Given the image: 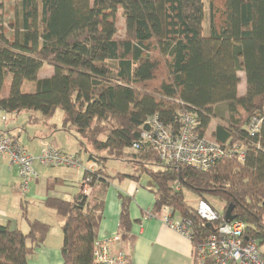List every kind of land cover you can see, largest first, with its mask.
I'll list each match as a JSON object with an SVG mask.
<instances>
[{"label":"trees","instance_id":"obj_1","mask_svg":"<svg viewBox=\"0 0 264 264\" xmlns=\"http://www.w3.org/2000/svg\"><path fill=\"white\" fill-rule=\"evenodd\" d=\"M3 1L0 110L27 112L25 125L42 123L53 131L73 132L80 145L76 154L85 153L93 165L84 170L73 197L44 200L62 220V264H100L93 253L110 181L126 176L138 180L143 174L155 194L151 215L170 208L191 220L200 238L208 236L212 227L185 201L186 187L219 213L215 224L226 220L224 212L231 205L234 219L244 223L245 236L257 242L264 258V0H222L210 17L208 35L204 0H18L8 22ZM208 2L214 9L215 0ZM119 9L122 36H117ZM44 64L52 66V74L39 77ZM240 71L245 78L241 94ZM25 81L34 82L31 92L21 90ZM57 108L63 113L60 128L49 123ZM223 108L226 124H217L211 137L221 147L241 143L243 159L224 155L197 168L166 162L147 144L132 148L150 116L177 131L179 116L193 113L195 132L202 136ZM258 113L263 120L251 135L248 125ZM10 131L0 134L19 138ZM112 160L130 165L132 174H111ZM118 195V233L130 243V198ZM207 197L218 199L222 212ZM22 211L26 217V208ZM48 230L37 219L29 221L26 233L0 224V264H28V255ZM124 260L131 264L128 255Z\"/></svg>","mask_w":264,"mask_h":264},{"label":"crops","instance_id":"obj_2","mask_svg":"<svg viewBox=\"0 0 264 264\" xmlns=\"http://www.w3.org/2000/svg\"><path fill=\"white\" fill-rule=\"evenodd\" d=\"M46 72L44 76L52 74L50 70ZM4 113L5 112H1L0 110V117L6 120L8 115L5 118L3 115ZM20 113L9 114H11L10 116L14 118V122H16L18 118L21 119V116H19ZM26 121L27 118L24 123L20 125L16 123L17 125L15 126L6 124L4 128L0 125V130L3 131L4 129L10 128L12 134L19 136L20 131H23V129L29 125H25ZM51 129L52 128L44 125V127H40L34 131L32 137L34 139H40L41 141L38 142L39 148L36 152H29L27 150L32 156H37L40 150L47 145L63 151L66 149L62 148L61 145L66 146L69 150L65 152L75 154L79 151L80 145L78 139L74 138V141L72 140L71 142L68 139L67 144L63 145L58 140L57 133L59 132L60 134V132L64 130L56 129L53 131ZM208 129L207 132L210 131V133L214 130V128ZM64 132L73 134V132ZM49 138H52L51 143L48 141ZM76 155L81 162H83L82 165L84 168H90L91 163L87 160L85 153L82 155L81 152H79ZM81 155L84 157V160H82ZM124 164L120 172L131 175L133 171L130 165L125 162ZM33 167L38 174L37 178L31 180L33 182L28 188L30 191L27 190L26 196H23L18 188L19 181L15 168H9L5 157L0 158V188H8L7 183L11 182L14 186V188H12L14 193H18V195L15 196L12 192L10 204L9 200H2V202L0 200V224H8L11 228H18L26 233L29 229V221L37 219L47 223L49 225L47 235L42 244L38 245L34 251L28 255V264H62V220L54 209L44 205V200L48 196L70 199L68 196L71 197L72 193L75 192L73 186L78 187L75 193L80 189L83 171L81 168L68 166L47 168L37 165ZM40 174H42L41 181H39ZM15 178H17L16 181ZM149 184V178L144 174L141 175L138 180H134L129 176L111 179L104 197L103 216L98 225L97 239H106L118 233V218L120 211L118 192H121L130 198L129 216L132 221L131 235L133 239L132 242L129 243L122 240L120 237V239L111 243L110 252L112 254L123 253L128 255L131 264H193L192 240L165 224L161 220V215L153 216L150 214V209L155 200V194ZM2 194L6 196L4 191ZM0 196L2 197L1 194ZM27 196L31 198V200H27ZM31 201L37 203V206L34 207H39L38 213L35 212L32 216L29 211L30 207H28ZM23 207L26 208V217L22 214ZM51 213L56 217V220H54ZM53 222H56V227H54Z\"/></svg>","mask_w":264,"mask_h":264},{"label":"built area","instance_id":"obj_3","mask_svg":"<svg viewBox=\"0 0 264 264\" xmlns=\"http://www.w3.org/2000/svg\"><path fill=\"white\" fill-rule=\"evenodd\" d=\"M4 118V117H3ZM263 117L256 114L248 125L251 135L259 131ZM177 131L165 126L156 115L145 121L146 127L140 131V138L132 143V148L139 149L147 144L156 150L159 156L171 164H187L197 168H207L213 161L224 155L238 156L243 159L244 146L241 143L230 147H221L212 137L198 135L195 132L196 120L193 113H182L178 118ZM5 157L9 168H15L19 177V190L25 195L30 181L37 178L33 164L37 162L47 166H68L81 168V160L75 153L65 152L52 146H44L37 156H32L16 137L0 134V158ZM89 168V167H87ZM89 169H93L91 164ZM85 185L82 193H87ZM196 214L212 227L208 236L200 238L193 232V224L188 218L174 215L173 210L164 208L161 220L170 228L192 239L193 264H264V258L257 242L245 236L244 223L237 219L231 221L220 219L219 213L205 200H198ZM120 239V234L96 240L94 259L100 264H124V254H112L111 243Z\"/></svg>","mask_w":264,"mask_h":264},{"label":"rangeland","instance_id":"obj_4","mask_svg":"<svg viewBox=\"0 0 264 264\" xmlns=\"http://www.w3.org/2000/svg\"><path fill=\"white\" fill-rule=\"evenodd\" d=\"M17 1L18 0H4L3 1V13H4V16H5V20H7L6 22H8V20H10L13 17V6H14V4ZM204 4H205V12H204L205 18H204V23H203L204 34L208 35L210 17L213 14V12H217V11H219L221 9L222 0H215L214 9L210 7L208 0H204ZM116 25L118 27L117 36H122L123 33H124V17L122 15L121 9H119L117 11V13H116ZM49 70L53 71L52 66H50L48 64H44L42 66V69H40V71L38 73V76L39 77H44V75H46V73H47L46 71H49ZM239 76L241 77V81H240V84L238 85V93L241 94V93L244 92V87H245V85H244V83H245L244 79L245 78H244V75H243L242 71L239 72ZM8 89H9V80H7L5 82V85H4L3 89H2L1 95L6 96L8 94ZM33 89H34V82L33 81H25L22 84V87H21V90L23 92H31ZM3 115L5 116V118L8 115L7 116L8 118L6 120H4V119H2L0 117V125L3 126V128H4L6 126V124L15 126L17 124L20 125L21 123H24V121L27 118L28 113L27 112H21L19 114V116H21V119L18 118L16 122H14V118H12L10 116L11 114L4 113ZM36 115L40 116V112L39 111L36 112ZM62 115H63L62 110L60 108H57L54 111L49 123L50 124H54L57 128H60L61 121H62ZM226 118H227L226 109L223 108V112H222L221 116H218L217 118H214V119L211 120L208 130L215 128V126L217 124H226ZM40 127L41 128L44 127V124L37 123L35 125H28L25 129H23V131H20V129H19L20 135H19L18 139L23 144V146L26 148V150H28L29 152H36V150H38V148H39V146H38L39 143L38 142H40L41 140L40 139H34L32 137L33 136L32 134L34 133V131L36 129H38ZM205 135L207 137H211L210 131L206 132ZM57 137H58V140L63 145L67 144L68 139H69L70 142L72 140L74 141V138L78 139V136L75 135L74 133L70 134V133H67V132H64V131H61L60 134L58 132L57 133ZM51 139L52 138L48 139V141L50 143H51ZM61 147L66 149V150H69L66 146H62L61 145ZM81 154L83 155V152H81ZM81 158H82V160H84L83 156ZM37 165L40 166V167H47V168L60 167V166L41 165V164H39L37 162H35L33 166H37ZM124 165L125 164L122 161L112 160V161L109 162V168H110L109 172L110 173H114L115 171H120L124 167ZM17 178H18V181H19L18 175H17ZM17 178H15V181H16ZM41 179H42V174H40L39 181H41ZM18 181H17V183H18ZM32 182L33 181H31L29 183L28 188L31 186ZM7 185H8V188H6V189L0 188V194L2 195V197L0 196V200H1V202H2V200H9V204H10V198L12 196V192H13V194L15 196H17L18 193H14V191L12 189V188H14V186H13V184H11V182H8ZM73 188L75 189V192L78 189V187H75V186H73ZM28 190L30 191V189H28ZM3 191L5 192L6 196H4L2 194ZM182 191H183V194H184V199L188 203V205H190L192 207H196L197 203H198V200H199L198 195H196L194 192H192L191 190H189L186 187H183ZM75 192L72 193L71 197H73ZM25 196H26V193H25ZM71 197L68 196V198H71ZM207 198L215 205L216 209L219 212H222L223 206H222V203L218 199H216L214 197H207ZM26 199L27 200H29V199L31 200V198H28V196L26 197ZM28 205H29L28 207H30L29 211H30V215L31 216L34 215L35 212L38 213L39 207H37V208L34 207V206H37V203H33L31 201V202H29ZM51 215H52V213H51ZM52 217L54 218V220H56V217H54V215H52ZM53 223H54V227H56V225H57L56 222H53ZM260 247L263 248V246H260Z\"/></svg>","mask_w":264,"mask_h":264},{"label":"water","instance_id":"obj_5","mask_svg":"<svg viewBox=\"0 0 264 264\" xmlns=\"http://www.w3.org/2000/svg\"><path fill=\"white\" fill-rule=\"evenodd\" d=\"M232 211V206L229 205L224 212V217L227 221H231L232 219H234V216L231 214Z\"/></svg>","mask_w":264,"mask_h":264}]
</instances>
